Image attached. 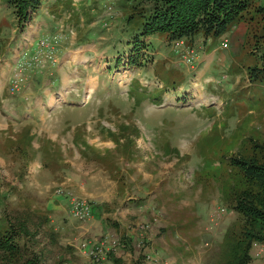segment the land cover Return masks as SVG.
Segmentation results:
<instances>
[{
	"label": "rangeland",
	"instance_id": "obj_1",
	"mask_svg": "<svg viewBox=\"0 0 264 264\" xmlns=\"http://www.w3.org/2000/svg\"><path fill=\"white\" fill-rule=\"evenodd\" d=\"M44 1L26 22L0 1L13 11L0 12L1 72L6 75L14 52L18 60L2 100L9 111L18 105L33 110V117L7 121L25 119L45 133L31 139L13 127L35 146L28 147L18 178L14 159L24 139L2 131L0 231L12 232L27 255L12 263L0 252V264H219L227 229L242 221L232 200L247 186L235 161L264 159V17L257 12L264 0H248L222 34L175 42L163 33L142 35L149 0H94L90 7L87 0H46L50 11ZM4 16L18 21L16 46ZM47 19L55 20V34H42ZM84 19L94 24L91 30L81 26ZM87 39L107 46L113 39L118 56L112 65L58 73L61 47L66 53ZM91 78L90 97L85 90ZM97 123L103 130L93 127ZM77 125L93 127L94 140L85 147H98L104 162L68 153L70 175L43 171L44 156L52 165L64 161L62 150H77L71 135ZM61 133L66 135L58 139ZM68 178L71 187L61 185ZM144 185L142 192L159 185V193H138ZM73 199L91 207L87 222L74 218ZM147 237L157 241L156 251L147 250L153 249ZM102 244L97 261L90 253Z\"/></svg>",
	"mask_w": 264,
	"mask_h": 264
},
{
	"label": "trees",
	"instance_id": "obj_2",
	"mask_svg": "<svg viewBox=\"0 0 264 264\" xmlns=\"http://www.w3.org/2000/svg\"><path fill=\"white\" fill-rule=\"evenodd\" d=\"M10 3L16 15L25 22L30 11L36 10L40 0H0ZM152 9L142 27V35H167L168 41L219 35L240 19L248 0H149ZM264 17V7L258 11ZM129 21V20H128ZM127 21V23H128ZM129 24V23H128ZM193 38V39H194ZM262 60L264 62V48ZM264 146V145H263ZM264 152V147H263ZM241 168L246 189L234 193L232 208L241 217V225L228 228L224 236L219 264H249L255 243H264V159L262 161H235ZM0 252L10 262L18 260L23 251L12 232L0 231ZM20 254V256H19ZM2 256V255H1ZM4 257V256H3ZM9 257V258H8ZM29 260V259H28ZM27 264H36L32 259Z\"/></svg>",
	"mask_w": 264,
	"mask_h": 264
},
{
	"label": "crops",
	"instance_id": "obj_3",
	"mask_svg": "<svg viewBox=\"0 0 264 264\" xmlns=\"http://www.w3.org/2000/svg\"><path fill=\"white\" fill-rule=\"evenodd\" d=\"M45 1L43 2V5L46 6V8H44V10L46 9V10L50 11V7H49V4H48V1H46V2ZM93 2H94V0H87L86 1V7H90L93 4ZM66 6H67V4H66ZM86 7H85V11L87 10ZM52 10H53V8H52ZM0 12L7 13L9 15H11V12L13 13V11H11V7H9L7 5H3V4L0 6ZM44 12H42V13H44ZM87 14H89V13L87 12ZM4 17H6V16H4ZM50 17L53 18L51 15H50ZM47 20H48V23H45V25L42 24V26H41L42 34H43V31H45V30L48 32L49 35L51 33L55 34V31L58 30V27L54 26L55 25V23H54L55 20H52V22H51V19H47ZM84 20H85L86 23H82L81 26L83 28L87 29L88 31L91 30L90 27L92 25H94V24H87V22H89V21H87L86 19H84ZM5 22L7 23V26H9V28H8L9 40H10V42H12L16 46V44L20 41V39H18V33L19 32L17 31V28H15L16 25L18 24V21L15 20V16H13L12 18H7L6 17L5 18ZM58 24L61 25V22L58 21ZM60 25H59V27H60ZM61 28H64V27L61 26ZM57 32L61 33L60 30L57 31ZM118 38L119 37L117 36L116 39H118ZM32 39L34 40V35L33 34L30 35V40H32ZM99 39L100 38H98V40ZM113 39H112L111 42H109V46H107L106 44L104 45L102 42L99 43L98 40L91 41L90 39H87L85 41L87 43H85L83 45H80V46H77V47H74V48L70 49L69 51L67 50L66 53L63 51V49L61 47L60 51H62L63 53L60 52V54H59V56L57 58L58 59V62H59L58 73L60 72V69H62V68H65L64 70L66 71L69 66H75V67H77L79 69H82L81 67H84L86 69L87 68H93L95 70L96 67H99V69H100L101 66L108 67V66L112 65V60L116 59L117 56H118L117 55L118 52H116L115 51V48L112 47L113 46ZM80 42H82V41H80ZM80 42H78V43H80ZM35 43L36 42L34 40V42H33L32 45L35 46ZM64 44H66V42H64ZM64 49H66V48L64 47ZM127 49H129V46L127 47ZM7 50L10 51V52L12 51V49L10 47ZM213 51H214V56H215L216 55L215 49ZM13 54H14L13 55V58H12L13 59V62L11 63V65H9V69L6 72V75L1 72L2 65L0 67V102H2L1 103V106H0V139H2L3 137H6L2 133V131L4 129L10 130L9 137H11L13 139H16L17 137L19 138V136H20L21 139H24L23 141L21 140L22 145H24V147H23L24 149H21V150H19L17 152L19 154V157L15 158V159L13 158L16 161V163L14 164V165H16V167H15V174H17L16 177L21 178L23 176L22 171L24 170V165L26 164V162H25L26 161L25 160V156L27 155V157H30L28 155V151H29L28 150V147H29V149H32L33 147H35L32 143H31V145L29 144L30 143V140L28 142V140L26 139V137L29 136L32 139L33 137H35L37 135L38 136H44L43 134H45V133H44V129L42 127L39 128L40 125L39 126L37 125L36 128H35L34 125L27 124V122H23L25 119H28L27 118V115L28 114L30 116L32 115L31 117H33V114H32L33 113V110L32 109L28 110L27 107H25V111H23V106H19L18 105V106H13L12 107V111H9L8 106H6V104L3 103L2 94H3V92H7L6 86L10 82V79H11V75H12L11 74V71L13 70L12 69V67H13L12 65H13V63H16L17 64V61H18L17 58H16V55H17L16 52H14ZM214 56H213V58H214ZM222 56L225 59H227V56L226 55L224 56V54H223ZM213 58H212V60H213ZM0 63H1V60H0ZM169 63H173V61H169ZM223 65H224V63H223ZM87 73H88V71H87ZM2 76L5 77V79H2ZM81 76H82V74H81ZM55 81H57V79H55ZM92 82H93V79L91 78L90 82L86 86L87 89L85 90L86 95H88L90 97L94 94V90H91V89L88 90V88L91 87ZM53 83H54V80H53ZM46 84L50 86V81H49V83H46ZM48 94H50V92H48ZM8 95H6V97H9L10 96V95L9 96ZM41 100H43V99L41 98ZM42 109H44V108H42ZM7 114L14 115V118L12 116H8V117L6 116L5 117L4 115H7ZM18 114H19V119L25 117L24 120H21L22 122L20 121V122H17L16 124H14V121H11V120L10 121H7L8 118H10V119H15L16 118V120H18V116H17ZM3 122H5V123H3ZM43 124H44V122L42 123V125ZM15 125H17L18 127H20L21 130L24 129V132L26 133V137L25 138H22V136H24V135L21 136L20 135V134H22L21 132H17L16 129L13 128ZM90 125H92V124H90ZM95 125H96L95 128H101L103 130L102 124H100V123L93 124V127ZM64 126L65 127H68V126H70V124L68 126L67 125H64ZM72 127H73L72 128L73 131L74 130H77L76 135L73 134V133L71 135L73 137V139H72V141L74 142L73 145H76V148H77L78 151L75 150V149H71L70 151H67V153H65V151L62 150L64 161L63 162H59L58 159H57L55 161V163H53L52 165H50V164L47 163L48 162V159H47L46 156H44L43 159H41V166H42V170L43 171H46V170L47 171H50L51 170L50 172L56 171L57 174H58L59 173V170H61L62 172H66L67 175H70L68 172L71 171L70 168H69V166H71V165L70 164L69 165L67 164L70 160L65 159V156L68 153L69 154H73V159H77L78 158L77 155H76V153H77L79 155V160L83 159V160H87L89 162L92 161V162H95V163L101 161V160H99L97 158L99 156V154L97 155V152L98 151H95L98 147L97 148L96 147H92L91 151H89L85 147L87 145H89V147H90L91 144H92V142H93V140H94L93 137L95 136V134L91 132L93 127H91V126L88 127L87 126L86 129L82 125H77V126H72ZM37 129H40V131L37 130ZM63 132H65V131H63ZM64 135H66V134H63V133L57 134V138L58 137L61 138ZM11 142H13V141H11ZM54 143H53V146H55V144H56V143L55 144ZM73 147H75V146H73ZM35 150H43V147L38 146L37 148H35ZM11 152L13 154V152H16V150H14V151L11 150L10 153ZM12 154H10V155L8 154L10 158L13 157ZM102 157H103V155H102ZM34 161L37 162V159L35 158ZM101 162H104V161H101ZM64 165H68V166H64ZM59 175L60 174H58V176ZM71 181L72 180L68 178L61 185H68L67 187H71V184H69ZM142 181H144V180H142ZM145 187H146V185L142 186V189H138L139 190L138 193H144V194H146V193H149V194H157V193H159V190H158L159 185H156V187H154L153 191H149V187H148L147 188V191H143L142 192V190H146V189H144ZM133 188H135V186H133ZM134 190L135 189H133L132 192H134ZM121 192H122V189H121ZM165 227H167V226L166 225L160 226L159 228H162V229H159V232L160 233H163V230H164ZM128 234H129V231H128ZM164 238H163V240H164ZM147 239L149 241H152L151 246H153V249L150 248V249H147V250L149 252L156 251V247H157L156 246V242L157 241L155 240V238L153 237V239H152L150 237H147ZM159 252L162 253V251H158V253ZM251 262H254L253 258H252V261Z\"/></svg>",
	"mask_w": 264,
	"mask_h": 264
},
{
	"label": "built area",
	"instance_id": "obj_4",
	"mask_svg": "<svg viewBox=\"0 0 264 264\" xmlns=\"http://www.w3.org/2000/svg\"><path fill=\"white\" fill-rule=\"evenodd\" d=\"M191 61V59H189ZM72 214L75 219L82 221V222H87L91 218V207L77 199L72 200ZM88 245H83V250L87 248ZM103 244L101 247H95V252H91L92 256L97 260H101V256L104 254L103 251ZM255 250L254 253V260H258V263L255 264H264V243H255L253 246V251Z\"/></svg>",
	"mask_w": 264,
	"mask_h": 264
}]
</instances>
